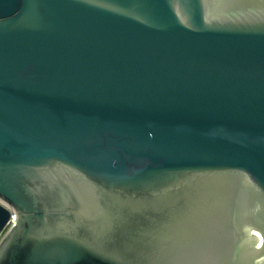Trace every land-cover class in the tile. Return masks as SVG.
<instances>
[{"label":"water","instance_id":"obj_1","mask_svg":"<svg viewBox=\"0 0 264 264\" xmlns=\"http://www.w3.org/2000/svg\"><path fill=\"white\" fill-rule=\"evenodd\" d=\"M0 198V264H231L235 222L264 236V0H0Z\"/></svg>","mask_w":264,"mask_h":264},{"label":"bare ground","instance_id":"obj_2","mask_svg":"<svg viewBox=\"0 0 264 264\" xmlns=\"http://www.w3.org/2000/svg\"><path fill=\"white\" fill-rule=\"evenodd\" d=\"M241 211L242 214L246 212V210L237 207L236 213H241ZM244 226V221L235 222L234 233L226 239L227 246L225 247H233L229 249V251L231 250L230 257L233 261L231 264H259L253 263L251 259L252 255L258 251L257 248L264 246L262 245L264 236H262L260 231L257 230V232L256 229L246 231Z\"/></svg>","mask_w":264,"mask_h":264},{"label":"built area","instance_id":"obj_3","mask_svg":"<svg viewBox=\"0 0 264 264\" xmlns=\"http://www.w3.org/2000/svg\"><path fill=\"white\" fill-rule=\"evenodd\" d=\"M1 200L4 202V204H2V203L1 204L4 205L10 211L9 219L7 220V222H6L3 230L1 231V234H2L3 232L7 231L15 223V220H16V211H15V209L12 206H10L3 199H1Z\"/></svg>","mask_w":264,"mask_h":264},{"label":"rangeland","instance_id":"obj_4","mask_svg":"<svg viewBox=\"0 0 264 264\" xmlns=\"http://www.w3.org/2000/svg\"><path fill=\"white\" fill-rule=\"evenodd\" d=\"M0 203H2V204H4V202L0 199ZM257 231V230H256ZM258 232V231H257ZM4 233H6V231L5 232H3L1 235H0V239H1V237H2V235L4 234Z\"/></svg>","mask_w":264,"mask_h":264},{"label":"flooded vegetation","instance_id":"obj_5","mask_svg":"<svg viewBox=\"0 0 264 264\" xmlns=\"http://www.w3.org/2000/svg\"><path fill=\"white\" fill-rule=\"evenodd\" d=\"M255 230V229H254ZM0 235H1V233H0ZM5 235H6V233H4L3 235H2V237H1V239H0V243H1V241L3 240V238L5 237Z\"/></svg>","mask_w":264,"mask_h":264}]
</instances>
